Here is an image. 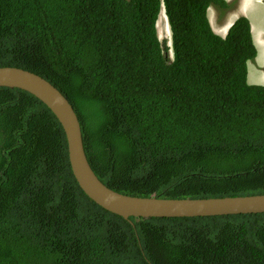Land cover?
I'll return each mask as SVG.
<instances>
[{
	"label": "trees",
	"instance_id": "trees-1",
	"mask_svg": "<svg viewBox=\"0 0 264 264\" xmlns=\"http://www.w3.org/2000/svg\"><path fill=\"white\" fill-rule=\"evenodd\" d=\"M210 5L228 8L0 0V67L32 71L65 96L91 169L114 191L264 194V85L246 80L256 55L250 24L239 16L221 37ZM159 15L170 45L158 38ZM0 264H264V212L113 214L78 186L50 109L0 86Z\"/></svg>",
	"mask_w": 264,
	"mask_h": 264
},
{
	"label": "water",
	"instance_id": "water-1",
	"mask_svg": "<svg viewBox=\"0 0 264 264\" xmlns=\"http://www.w3.org/2000/svg\"><path fill=\"white\" fill-rule=\"evenodd\" d=\"M0 86L23 89L45 104L61 124L71 172L94 203L124 219L191 217L264 212V194L207 198H160L119 193L103 184L91 169L82 145L78 118L65 96L42 76L14 66L0 67Z\"/></svg>",
	"mask_w": 264,
	"mask_h": 264
},
{
	"label": "clouds",
	"instance_id": "clouds-1",
	"mask_svg": "<svg viewBox=\"0 0 264 264\" xmlns=\"http://www.w3.org/2000/svg\"><path fill=\"white\" fill-rule=\"evenodd\" d=\"M228 4V8H225V9H222L220 7H217V6H214V5H210L208 8H207V16H208V21H209V24H210V27L212 29V31L214 33H216L217 35L221 36V37H224L226 35V33L228 32V29L229 27L233 24V22L235 21L236 18H238L239 16H245L247 18L246 15H237L233 20L230 21V23L227 25V21L228 19H230V16L232 15H236L238 13V8L240 7V4L237 2L238 0H225ZM247 0H243V2L241 3V7L244 5V3L246 2ZM236 6L235 8H232L234 3H236ZM237 5H238V8H237ZM212 8V9H211ZM227 10H229V12L226 14V16L228 15L229 18H225V20L222 22V24L220 25V22H221V18L223 17V15L227 12ZM235 11V12H232ZM227 16V17H228ZM248 19V18H247ZM249 21V20H248ZM250 24V22H249ZM250 29H251V25H250ZM170 34V32H168ZM251 37H252V34H251ZM252 42L254 44V47L256 49V55L254 56V58L252 59H249L247 60L246 62V66L248 65L249 61L252 60L255 62V60H257L255 63H256V70L259 71L260 68L262 66V58H257V47H256V43L253 41V38H252ZM170 45V44H169ZM23 69V68H22ZM253 69L252 71V76L253 77H256V81H257V78H259L260 80H258V82H262V75H259L260 73H257L256 70ZM27 70V69H26ZM32 72V71H31ZM248 73V71H247ZM246 80H247V77H246ZM248 83V82H247ZM253 83V82H252ZM251 85H257V84H252ZM250 84V83H248ZM262 84V83H260ZM262 194V193H260ZM249 195H252V194H249ZM237 196H241V195H237ZM207 197H233V196H207ZM207 197H202V198H207ZM173 199V198H172ZM179 199V198H178ZM181 199V198H180ZM184 199V198H182ZM240 214V213H238ZM223 215H228V214H223ZM213 216V215H211ZM191 217H194V216H191Z\"/></svg>",
	"mask_w": 264,
	"mask_h": 264
},
{
	"label": "rangeland",
	"instance_id": "rangeland-1",
	"mask_svg": "<svg viewBox=\"0 0 264 264\" xmlns=\"http://www.w3.org/2000/svg\"><path fill=\"white\" fill-rule=\"evenodd\" d=\"M237 2L234 3L233 7L232 8H235ZM212 9V8H211ZM262 11V12H261ZM232 12H235L232 10ZM248 14H251L252 12H258V15H259V26L262 28L263 32H264V0H252L250 3H249V7H248ZM163 20V17L162 15H159V18H158V21H157V35H158V38L160 39L161 42L165 41V44L166 45H169L170 42H171V37H170V34L168 33V31H166L164 28H163V24H164V21L162 22ZM228 20H232V18L228 19ZM167 21V20H166ZM166 27V26H165ZM166 37V38H165ZM257 60H255L256 62ZM254 61L250 60L248 65H247V82L248 83H252V84H257V85H264V80L262 79V82H258V80H260L259 78H257V81L253 78L252 76V71L253 69L256 68V63ZM260 70L257 71L256 69V72L257 73H260L259 75H263L264 76V64H262L261 67H259ZM262 83V84H260Z\"/></svg>",
	"mask_w": 264,
	"mask_h": 264
},
{
	"label": "crops",
	"instance_id": "crops-1",
	"mask_svg": "<svg viewBox=\"0 0 264 264\" xmlns=\"http://www.w3.org/2000/svg\"><path fill=\"white\" fill-rule=\"evenodd\" d=\"M252 0H247L244 5L241 7V3L243 2V0H238L237 2L240 4V7L238 8V13L236 15H232L230 16V18H232V20L237 16V15H246L250 25H251V34H252V38L253 41L256 43V47H257V58H262V64H264V32L262 30V28L259 26L258 22H259V15L258 12H252L251 14H248V7H249V3ZM229 12V10H227V12L223 15V17L221 18V22L220 25L222 24V22L225 20H227V18H229V16L227 17L226 14ZM262 12V11H261ZM256 80V77H253ZM262 79L264 80V76L262 75ZM254 83V82H253Z\"/></svg>",
	"mask_w": 264,
	"mask_h": 264
},
{
	"label": "bare ground",
	"instance_id": "bare-ground-1",
	"mask_svg": "<svg viewBox=\"0 0 264 264\" xmlns=\"http://www.w3.org/2000/svg\"><path fill=\"white\" fill-rule=\"evenodd\" d=\"M230 23V20L227 21V25Z\"/></svg>",
	"mask_w": 264,
	"mask_h": 264
}]
</instances>
